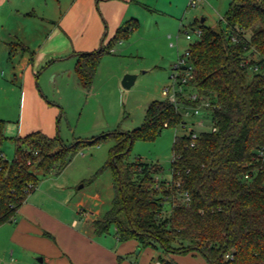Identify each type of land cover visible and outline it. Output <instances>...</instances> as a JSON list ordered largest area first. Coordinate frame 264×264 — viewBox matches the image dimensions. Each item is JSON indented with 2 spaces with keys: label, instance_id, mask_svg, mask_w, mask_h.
Listing matches in <instances>:
<instances>
[{
  "label": "trees",
  "instance_id": "obj_1",
  "mask_svg": "<svg viewBox=\"0 0 264 264\" xmlns=\"http://www.w3.org/2000/svg\"><path fill=\"white\" fill-rule=\"evenodd\" d=\"M224 20L220 29L201 22V35L187 48L191 82L211 99L216 130L175 138L171 181L156 180V165L128 158L136 137L153 138L184 122L168 99L150 102L144 122L132 131L70 145L40 130L16 137L12 160L4 156L6 121L0 119V225L35 190L38 173H60L82 147L112 139L104 168L113 171L114 196L103 217L93 221L96 234L114 226L119 241L158 244L166 254L199 251L209 264H264V0H232ZM133 26H120L106 47L78 54L75 72L85 89L104 52ZM159 262L170 264L162 256Z\"/></svg>",
  "mask_w": 264,
  "mask_h": 264
},
{
  "label": "rangeland",
  "instance_id": "obj_2",
  "mask_svg": "<svg viewBox=\"0 0 264 264\" xmlns=\"http://www.w3.org/2000/svg\"><path fill=\"white\" fill-rule=\"evenodd\" d=\"M73 1L0 0V119L6 121L3 152L8 160L15 156L14 138L36 130L50 137L58 135L62 143L70 145L140 127L150 102L167 98L163 90L174 84V66L188 45L198 39L195 30L201 19L205 18L204 23L215 29L225 27L224 17L232 2L202 0L193 6L191 0H98L100 6L94 7L102 33L97 49L101 44L106 47L114 36L111 24L115 19L124 27L134 26L127 38L116 41L109 52H104L87 90L76 75L75 58L54 61L56 57L49 55V48L39 47L50 27L70 10ZM246 33L250 35V31ZM21 38L29 39L30 50L19 44ZM126 74L137 76L130 88L122 85ZM183 107L179 111L186 126L173 124L162 128L153 138L134 139L129 161L156 165V180H172L173 144L177 136L189 134L190 128L197 134L212 129L210 113L199 125L198 116L186 115ZM113 143L108 139L88 144L60 173H38L40 180L27 196L33 195L30 203L41 206L66 228H73L76 221L79 225L74 229L81 232L87 217L102 218L114 196L113 171L104 168ZM169 211L170 204L166 203L165 213ZM86 228L90 231L86 239L63 237L68 246L72 244L80 264H156L160 256L170 264H209L199 251L166 254L158 244L143 246L136 239L121 242L114 226L100 235L91 225Z\"/></svg>",
  "mask_w": 264,
  "mask_h": 264
},
{
  "label": "crops",
  "instance_id": "obj_3",
  "mask_svg": "<svg viewBox=\"0 0 264 264\" xmlns=\"http://www.w3.org/2000/svg\"><path fill=\"white\" fill-rule=\"evenodd\" d=\"M94 6H100L98 0H74L69 6L70 10L50 27L47 37L42 40L39 47L49 48L51 53L49 55L56 57L54 61L65 58H75L77 61L79 53L97 50L102 25L96 16ZM90 16L92 24L89 22ZM111 25L114 35L122 26L116 19ZM85 26L86 30L83 29ZM80 30L84 32L79 33ZM9 35L13 36L11 33ZM15 37L19 35L15 34ZM19 41L24 49L30 50L29 39L21 38ZM32 196L25 200L12 220L0 225V264H8L9 261L10 264H80L78 256L73 253L72 244L68 246L63 237L81 236L86 239L90 232L86 226L91 225L94 231L93 221L96 219L87 217L82 232L74 229L79 225L76 221L73 228H66L60 220L48 214L41 206L30 203ZM9 248H12L11 255L6 263ZM158 263L160 264L159 261L156 264Z\"/></svg>",
  "mask_w": 264,
  "mask_h": 264
},
{
  "label": "built area",
  "instance_id": "obj_4",
  "mask_svg": "<svg viewBox=\"0 0 264 264\" xmlns=\"http://www.w3.org/2000/svg\"><path fill=\"white\" fill-rule=\"evenodd\" d=\"M202 0H191L190 5L196 6ZM195 32L198 36L201 35V29L197 28ZM187 38L190 39V34L187 33ZM175 72L171 74L173 83L171 86L163 90L164 95L167 97L170 102L174 103L175 106L179 109L180 106H184L186 115H195L197 117V123L199 125L203 124V119L205 118L206 113H210L211 99L202 96L197 88L191 82L193 79V66L189 60L188 50L182 54L177 63L174 66ZM190 107L192 111L188 109ZM212 116V114H211ZM213 121V119H212ZM213 131L216 130L214 123H212ZM167 125V124H165ZM183 125L186 126L185 122ZM192 139H196L199 134L195 133L192 128H190V133ZM249 175H246L248 177ZM158 186V185H157ZM189 196L185 195V200H188ZM159 264V263H158Z\"/></svg>",
  "mask_w": 264,
  "mask_h": 264
},
{
  "label": "water",
  "instance_id": "obj_5",
  "mask_svg": "<svg viewBox=\"0 0 264 264\" xmlns=\"http://www.w3.org/2000/svg\"><path fill=\"white\" fill-rule=\"evenodd\" d=\"M202 22L205 21V18H202L201 19ZM136 75L135 74H126L124 77H123V80H122V85L125 87V88H130L135 80H136ZM41 260V259H40Z\"/></svg>",
  "mask_w": 264,
  "mask_h": 264
}]
</instances>
